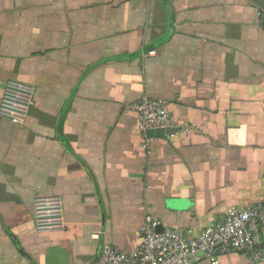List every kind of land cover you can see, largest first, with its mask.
I'll use <instances>...</instances> for the list:
<instances>
[{"label": "crops", "instance_id": "crops-1", "mask_svg": "<svg viewBox=\"0 0 264 264\" xmlns=\"http://www.w3.org/2000/svg\"><path fill=\"white\" fill-rule=\"evenodd\" d=\"M263 10L0 0V106L8 83L31 103L20 124L0 114V264H95L103 244L133 253L147 215L194 237L264 205ZM143 95L168 104L175 132L141 135L129 106ZM41 202L55 219L44 228Z\"/></svg>", "mask_w": 264, "mask_h": 264}, {"label": "built area", "instance_id": "built-area-1", "mask_svg": "<svg viewBox=\"0 0 264 264\" xmlns=\"http://www.w3.org/2000/svg\"><path fill=\"white\" fill-rule=\"evenodd\" d=\"M259 21L264 26V10ZM26 94V89L8 83L0 114L20 124L31 104ZM129 108L137 115L138 129L144 137L147 130L175 126L168 104L163 100L143 95ZM49 207L46 202L37 204V225L40 228L51 225L55 220ZM258 227L264 228V205L261 204L243 209L230 208L220 221L209 224L194 237H185L179 230L159 233L157 223L147 215L139 229L141 243L133 253L103 244L95 264H193L197 259L214 264L219 257L230 252H240L252 263H260L264 259V249L257 234Z\"/></svg>", "mask_w": 264, "mask_h": 264}, {"label": "water", "instance_id": "water-1", "mask_svg": "<svg viewBox=\"0 0 264 264\" xmlns=\"http://www.w3.org/2000/svg\"><path fill=\"white\" fill-rule=\"evenodd\" d=\"M177 129L176 128H169V129H155V130H147L146 131V136L147 137H164L167 136L169 134H172L173 132H175ZM157 232L161 233V229L158 230L157 228Z\"/></svg>", "mask_w": 264, "mask_h": 264}]
</instances>
